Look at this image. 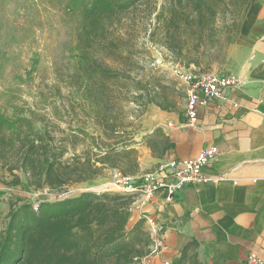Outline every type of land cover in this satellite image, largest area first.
I'll return each instance as SVG.
<instances>
[{
	"label": "trees",
	"instance_id": "trees-1",
	"mask_svg": "<svg viewBox=\"0 0 264 264\" xmlns=\"http://www.w3.org/2000/svg\"><path fill=\"white\" fill-rule=\"evenodd\" d=\"M139 0H84V21L78 35L80 60L75 87L91 108L100 131L89 137L81 154L65 158L63 138L45 125L34 129V115L7 118L0 114V164L17 186L23 174L28 187L61 190L94 181L105 168L124 177L135 176L138 155L132 126L125 123L126 101L121 83L131 79L97 60L118 50L111 29L121 22ZM148 1V0H145ZM249 0H161L154 13L153 33L162 35V45L174 62L185 68L209 71L214 50L231 45L240 30V17ZM139 83V82H137ZM155 105L173 112L175 103L163 96L158 102L148 96L143 106ZM156 130L142 143L162 156L167 138ZM141 144V142L139 143ZM133 196L83 192L77 196L36 206L20 199L9 203L0 232V264H139L148 254L149 236L142 221L126 229ZM192 244L181 248L176 264H199L189 256Z\"/></svg>",
	"mask_w": 264,
	"mask_h": 264
},
{
	"label": "rangeland",
	"instance_id": "rangeland-1",
	"mask_svg": "<svg viewBox=\"0 0 264 264\" xmlns=\"http://www.w3.org/2000/svg\"><path fill=\"white\" fill-rule=\"evenodd\" d=\"M84 4V0H0V114L11 119L33 114L36 131L43 132L46 125L55 137L63 138L65 158L81 154L91 143L89 137L100 135L91 108L74 85L80 64L78 35L84 21ZM160 4L161 0L136 1L111 29L117 52L108 58L96 56L109 68L131 76L120 84L126 98L122 104L124 121L132 126L140 163L146 155V161L128 182L132 186L139 184L143 174L156 169L152 159L159 155L157 150L148 152L147 145L139 144L143 132L139 119L148 107L152 106L157 114L161 111L153 104L144 107L146 98L150 96L158 102L166 96L175 103L172 113L182 118L185 92L173 71L212 73L211 69L199 71L173 61L162 45V35L153 33L154 13ZM226 50L224 44L214 50L213 73L225 69ZM113 171L105 168L94 181L67 189L35 190L27 186L23 174L18 172L21 184L7 185L12 178L0 164V204L9 206L11 201L20 199L36 206L85 191L138 197L139 194L123 193L113 186Z\"/></svg>",
	"mask_w": 264,
	"mask_h": 264
},
{
	"label": "crops",
	"instance_id": "crops-1",
	"mask_svg": "<svg viewBox=\"0 0 264 264\" xmlns=\"http://www.w3.org/2000/svg\"><path fill=\"white\" fill-rule=\"evenodd\" d=\"M225 62V69L216 71L234 76L240 87L227 88L220 99L201 107L196 128L186 125L184 115L157 114L152 106L139 119L141 145L142 138L156 130L168 140L170 148L152 159L156 166L194 159L207 147L218 150L216 159L203 168L207 180L202 184L176 192L170 202L162 190L149 202L133 198L126 229L142 221L146 232L143 217H150L165 230V248L148 264H176L185 244L193 245L189 256L199 264H245L250 252L264 260V0H249ZM145 161L146 155L139 169ZM8 211L1 203L0 232Z\"/></svg>",
	"mask_w": 264,
	"mask_h": 264
},
{
	"label": "built area",
	"instance_id": "built-area-1",
	"mask_svg": "<svg viewBox=\"0 0 264 264\" xmlns=\"http://www.w3.org/2000/svg\"><path fill=\"white\" fill-rule=\"evenodd\" d=\"M173 75L180 81L185 92L184 118L188 127L196 128L199 123L198 110L223 96L227 88H238L240 83L234 76L219 75L210 72H189L184 69L173 71ZM218 150L211 146L204 148L194 159L170 160L159 163L153 172L143 174L139 184L132 186L128 182L131 177H124L118 171L112 173L113 186L123 193L139 194L145 202L164 191L165 200L170 202L174 194L185 187L202 184L207 178L203 175V168L216 159ZM146 233L151 244L148 254L139 264H148L149 258L161 254L164 250L162 237L164 226L150 217H143ZM164 264H169L165 262ZM245 264H264L259 255L250 252Z\"/></svg>",
	"mask_w": 264,
	"mask_h": 264
},
{
	"label": "water",
	"instance_id": "water-1",
	"mask_svg": "<svg viewBox=\"0 0 264 264\" xmlns=\"http://www.w3.org/2000/svg\"><path fill=\"white\" fill-rule=\"evenodd\" d=\"M85 192H89V191H85Z\"/></svg>",
	"mask_w": 264,
	"mask_h": 264
},
{
	"label": "bare ground",
	"instance_id": "bare-ground-1",
	"mask_svg": "<svg viewBox=\"0 0 264 264\" xmlns=\"http://www.w3.org/2000/svg\"><path fill=\"white\" fill-rule=\"evenodd\" d=\"M111 186V185H110Z\"/></svg>",
	"mask_w": 264,
	"mask_h": 264
}]
</instances>
